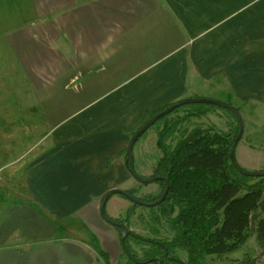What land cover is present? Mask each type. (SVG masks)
Listing matches in <instances>:
<instances>
[{"label": "crops", "instance_id": "0c3cea01", "mask_svg": "<svg viewBox=\"0 0 264 264\" xmlns=\"http://www.w3.org/2000/svg\"><path fill=\"white\" fill-rule=\"evenodd\" d=\"M190 97L261 114L264 0H0V142H31L15 159L0 145V264H104L95 247L119 259L100 196L124 187L134 132ZM9 188L74 215L94 245L79 226L56 236Z\"/></svg>", "mask_w": 264, "mask_h": 264}, {"label": "trees", "instance_id": "16d2710c", "mask_svg": "<svg viewBox=\"0 0 264 264\" xmlns=\"http://www.w3.org/2000/svg\"><path fill=\"white\" fill-rule=\"evenodd\" d=\"M186 105H191V114L198 116L213 107L226 109L236 122L228 132H217L214 127H183L188 114L167 119L168 114ZM159 120L163 121L156 139L160 154L151 175L144 177L136 171L134 157L125 155L124 164L128 171L133 168L140 182L147 183L145 179L159 177L153 181L160 187L158 195L140 200H157L166 182L168 191L160 203L148 206L153 222L148 229L151 235L130 230L121 239L122 228L113 225L118 232L121 256L125 259L117 264H202L206 256L224 257L238 251L251 235H254L259 248L260 260L256 262V258L247 256L239 264H264V175H247L245 173L252 171L238 164L243 171L240 172L231 162L229 150L239 130L236 116L221 106L188 103L175 107L155 122ZM177 133L180 136L173 143L172 138ZM126 191L135 197V190ZM113 194L125 197L113 192L106 202ZM138 205L133 202V207L126 211L124 217L111 219L129 228L130 218ZM162 220L168 226L170 237L159 234L156 225ZM95 249L104 258V264H110L107 253L99 247ZM179 250L185 251L186 260L179 256Z\"/></svg>", "mask_w": 264, "mask_h": 264}, {"label": "rangeland", "instance_id": "374dc122", "mask_svg": "<svg viewBox=\"0 0 264 264\" xmlns=\"http://www.w3.org/2000/svg\"><path fill=\"white\" fill-rule=\"evenodd\" d=\"M3 80H5V78H3ZM3 87L5 91L8 90V92L10 93L9 94L8 92H6V98L7 100L10 101L8 103L9 106H11V108H14L13 100L14 101L19 100L18 99L19 93H17L16 91H13L12 93L10 88H7L5 83H3ZM1 101H4V100L2 99ZM190 108H191V105H186L183 108L182 107L177 108L175 111L167 115V119L173 120L176 116H178L179 118V117H183L184 115L188 114L186 122L183 123V127H187V128H192L196 126L203 127V128L214 127V130H216L217 132H228L230 130L229 127H232V125L235 124L236 122L233 115L226 109H220V108L213 107V108L206 110L205 113H203L202 115L198 116L195 114H191ZM251 110H252L251 113L253 114V109L251 108ZM9 111L11 110L7 109V112ZM263 116H264L263 109H261L260 115L257 114V112L254 115H251L247 107L245 109H242L241 118L243 121V132H242L243 137L241 136L242 139L237 144V147L235 149V157H236L237 163L243 168L244 166L247 167L245 169L249 171H264V151H262L264 146L256 147L255 148L256 150L254 148L253 150H250L251 147L249 146V144H253L257 146L264 145V120H260L263 118ZM255 117L256 118L261 117L257 123L255 122ZM162 124H163L162 120L155 122L153 125L151 124V126H149L146 129V132L144 133V135L139 137L138 140L136 139L137 141H135L136 143H134L133 145V148H132V156L134 157L133 164H134L136 171L141 176L148 177L151 175L155 161L160 154L156 148V139H157V132L162 127ZM253 131H254V134H251V132ZM179 136L180 135L178 133L174 135V137L172 138L173 143L179 138ZM30 144L31 142L26 141V140L24 141L7 140V141L0 142V145H3V150H6L5 152L12 153L8 155V159H15L17 157L16 155L19 152L31 147ZM259 148L261 149L259 150ZM125 153H126V149L123 152V155L121 157L122 159ZM14 168H15V165H11L9 171L13 170ZM121 185L124 186V187L120 186V188L123 190H126V189L135 190V197L138 199H141L146 196L155 197L156 195H158L160 191V187L157 183L140 182L136 178H134V176L131 175L130 173L125 183ZM8 196L16 197V199L17 198L22 199L28 206L32 207L34 210L39 212L41 215L44 214L45 216L43 217H45L46 219H48L54 224L56 236L71 235L72 237L74 233H76L75 227L79 226V227L84 228L85 232H87V233H84L83 239H80V240H83L85 242V245L89 249H90V246L94 245V240L92 238L91 229H89L84 224H83L84 226H81L82 222L76 221L74 219L75 218L74 215L65 216L64 218H59L56 215L57 213L54 211H50L49 212L50 214L49 213L46 214L44 211L46 209L43 206L38 205L31 197H29L26 190L23 188H18V189L9 188ZM27 196L29 198H27ZM111 196H114V198H119L120 202H111L108 199V202H106V205H105V210H106L107 215L110 218L124 217L126 214V211L129 208L133 207V202L128 200L126 197H122L118 194H113ZM101 219L105 223L110 224L109 222L104 220L102 217ZM110 225L113 227L112 224ZM152 225H153V222L150 219L149 207L146 205L144 206L142 204H139L138 206H136L134 209V214L131 216L130 221H129V229L134 230L135 232L139 234L151 235L150 231L148 232V229ZM156 226L158 228V231L161 237L171 236V234L168 231V226L165 221L162 220ZM259 252L260 251H259V248L257 247L255 237L254 235H251L247 239L246 243L242 246V248L239 249L238 251L230 253L226 257L206 256L203 259L202 264H239L247 256L256 258V262H258L260 260ZM178 254L183 260H186L185 251L179 250ZM99 256L101 257L99 260L104 261V258L101 255ZM124 260H125L124 257L120 256L119 259L117 258L115 260L114 258L113 262L111 261L112 263L110 264H117L118 262H123ZM150 264H155V263H150Z\"/></svg>", "mask_w": 264, "mask_h": 264}, {"label": "water", "instance_id": "95a60500", "mask_svg": "<svg viewBox=\"0 0 264 264\" xmlns=\"http://www.w3.org/2000/svg\"><path fill=\"white\" fill-rule=\"evenodd\" d=\"M187 103H207V104H212V105H217V106H221L223 108H227L229 109L231 112H233V114L236 116L238 122H239V130H238V133L236 135V137L234 138V140L232 141V144L230 146V150H229V156H230V159H231V162L232 164L240 171V172H243L239 166H238V163H237V160H236V157H235V148H236V145L239 141V139L241 138L242 136V132H243V121H242V118L240 116V113L239 111L237 110V108H235L233 105L227 103V102H223V101H219V100H215V99H211V98H205V97H199V98H193V97H190V98H184V99H181V100H178L177 102L175 103H172L170 104L169 106H167L165 109H163L162 111L158 112L157 114L153 115L151 118H149L142 126H140V128L138 130H136L134 132V134L130 137L129 141H128V144H127V148H126V157L127 158H132V148H133V145L136 141V139L149 127L151 126V124H153L159 117L163 116L164 114H167L169 113L172 109H174L175 107L179 106V105H183V104H187ZM130 173L134 176V178H136V174L134 173V170L133 168H130L129 169ZM247 175H252V176H262L264 175V171H252V172H249V173H245ZM159 177H154V178H150V179H147L145 180L146 182H153L154 179H157ZM168 186L169 184L166 182V185L164 187V190L161 194V196L153 201V202H145L143 200H140L134 196H132L131 194H129L126 190H123L121 188H110L108 190H106L100 197V201H99V212H100V215L101 217L106 220L107 222H109L110 224L112 225H119L122 230H123V235L121 237V239L125 238L128 233L130 232V229L127 228L124 224H121V223H116L113 219H111L107 213H106V210H105V205H106V200H107V197L109 196V194L113 193V192H116V193H120V194H123L128 200L132 201V202H135L137 204H142V205H147V206H150V205H156L158 203H160L167 191H168Z\"/></svg>", "mask_w": 264, "mask_h": 264}]
</instances>
